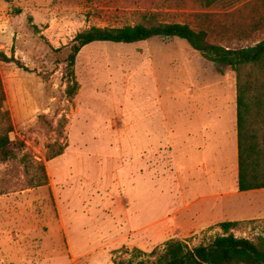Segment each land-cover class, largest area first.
<instances>
[{
  "label": "rangeland",
  "instance_id": "obj_1",
  "mask_svg": "<svg viewBox=\"0 0 264 264\" xmlns=\"http://www.w3.org/2000/svg\"><path fill=\"white\" fill-rule=\"evenodd\" d=\"M263 21L264 0H0V52L16 61L0 63L4 110L22 149L0 161V264H117L135 249L155 260L170 240L193 248L223 234L162 223L178 192L162 118L191 132L178 122L182 73L217 66L178 38L97 42L76 57L70 96L69 57L92 27L186 23L236 50L264 40ZM241 198L264 214V193ZM262 232L264 220L233 231Z\"/></svg>",
  "mask_w": 264,
  "mask_h": 264
},
{
  "label": "trees",
  "instance_id": "obj_2",
  "mask_svg": "<svg viewBox=\"0 0 264 264\" xmlns=\"http://www.w3.org/2000/svg\"><path fill=\"white\" fill-rule=\"evenodd\" d=\"M208 6L224 0H204ZM264 23V21L262 22ZM155 37L178 38L217 66L236 73L239 143V190L264 189V40L240 49H226L209 43V34L186 23L160 22L154 26L138 24L123 27H92L77 33L69 57L70 96L78 90L74 64L81 50L93 43L134 44ZM14 57L0 52V63H14ZM5 91L0 74V161L19 158L21 148L10 139L14 131L8 111L4 110ZM254 221L226 222L219 225L223 234L204 240L193 248L182 240H170L163 252L152 260L135 249L128 260L117 264H264V232L253 238L237 237L232 231Z\"/></svg>",
  "mask_w": 264,
  "mask_h": 264
},
{
  "label": "crops",
  "instance_id": "obj_3",
  "mask_svg": "<svg viewBox=\"0 0 264 264\" xmlns=\"http://www.w3.org/2000/svg\"><path fill=\"white\" fill-rule=\"evenodd\" d=\"M199 68L182 73L184 81L180 79L181 91L176 94L179 125L188 118L191 132L182 126L171 128L166 114L162 118L176 162L178 190L175 208L162 223L185 222L192 231H200L226 222L264 220V214L251 215L250 205L241 198L263 194L264 189L239 190L237 80L232 72L201 64ZM156 84L159 89L158 80ZM157 115L161 116L159 111ZM179 142L187 146L186 151Z\"/></svg>",
  "mask_w": 264,
  "mask_h": 264
}]
</instances>
